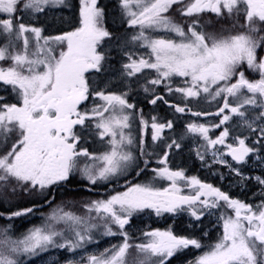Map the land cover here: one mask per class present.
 <instances>
[{
    "label": "snow or ice",
    "instance_id": "snow-or-ice-1",
    "mask_svg": "<svg viewBox=\"0 0 264 264\" xmlns=\"http://www.w3.org/2000/svg\"><path fill=\"white\" fill-rule=\"evenodd\" d=\"M0 264H264V0H0Z\"/></svg>",
    "mask_w": 264,
    "mask_h": 264
},
{
    "label": "flooded vegetation",
    "instance_id": "flooded-vegetation-1",
    "mask_svg": "<svg viewBox=\"0 0 264 264\" xmlns=\"http://www.w3.org/2000/svg\"><path fill=\"white\" fill-rule=\"evenodd\" d=\"M160 226H163V222H161Z\"/></svg>",
    "mask_w": 264,
    "mask_h": 264
}]
</instances>
